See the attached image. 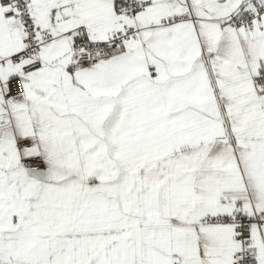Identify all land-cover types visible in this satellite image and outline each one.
<instances>
[{
  "label": "snow or ice",
  "instance_id": "obj_1",
  "mask_svg": "<svg viewBox=\"0 0 264 264\" xmlns=\"http://www.w3.org/2000/svg\"><path fill=\"white\" fill-rule=\"evenodd\" d=\"M0 264H264V0H0Z\"/></svg>",
  "mask_w": 264,
  "mask_h": 264
}]
</instances>
